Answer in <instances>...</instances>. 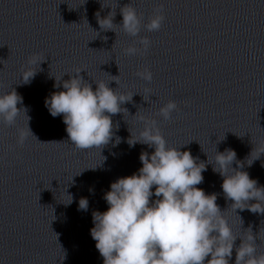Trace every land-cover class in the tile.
<instances>
[{
  "label": "clouds",
  "instance_id": "9594fccd",
  "mask_svg": "<svg viewBox=\"0 0 264 264\" xmlns=\"http://www.w3.org/2000/svg\"><path fill=\"white\" fill-rule=\"evenodd\" d=\"M120 13L123 19L117 25L113 23L114 11L103 18L97 12L100 30L116 32L114 29L119 26L129 36L137 37L141 27L149 32L159 31L165 19L163 4L154 9L146 24H142L143 14H138L130 3ZM138 43L142 48L129 46L125 54L146 53L151 41L141 37ZM44 60L42 54L33 53L27 64L34 66ZM81 71L77 68L75 75L67 73L70 79L56 80L55 87L62 84L63 90L46 98L45 106L53 117L63 116L72 145L80 150L98 148L101 151L114 136L112 116L128 113L122 105L130 102L134 94L126 95L108 86L111 81L119 85L118 76H112L107 83L96 81L93 89L80 76ZM35 75L36 71L29 67L22 72L23 83H30ZM136 75L149 83L153 78L147 67ZM22 103L15 89L0 95V120L7 126L13 125L21 110L27 112L26 108H18ZM177 110V103L170 100L159 109L158 115L169 120ZM141 120L144 127L139 138L130 132L127 143L130 147L144 144L154 151L151 154L142 151L139 156L142 167L138 173L112 182L103 197L107 210L92 213L94 227L90 234L103 264H230L234 248L235 264H264V252H257V235L251 228L244 235H236L216 202L217 194H206L197 187L204 181L202 173L207 170V164L198 163L190 151L169 146L155 119L141 117ZM115 127L118 130L119 125ZM30 134L33 135L28 125L27 129H19L17 143L22 146ZM120 142L121 138L116 137V144ZM254 150L264 153V144L256 145ZM243 168L234 150L216 151L213 171L223 177L221 188L224 197L232 201L230 207L264 215V186H259ZM88 206V199L80 198L79 210L87 211ZM238 238L241 242L237 247Z\"/></svg>",
  "mask_w": 264,
  "mask_h": 264
}]
</instances>
